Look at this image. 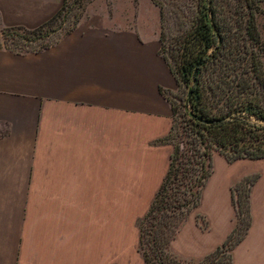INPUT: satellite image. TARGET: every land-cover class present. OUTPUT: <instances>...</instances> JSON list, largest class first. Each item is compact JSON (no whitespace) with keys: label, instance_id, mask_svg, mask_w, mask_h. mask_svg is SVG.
<instances>
[{"label":"crops","instance_id":"0c3cea01","mask_svg":"<svg viewBox=\"0 0 264 264\" xmlns=\"http://www.w3.org/2000/svg\"><path fill=\"white\" fill-rule=\"evenodd\" d=\"M62 2L0 0V27L34 28ZM160 48L139 25L83 20L48 48H0V264H145L138 222L168 170L178 89ZM213 167L170 249L199 260L219 246L231 187L256 173L232 264H264V158L215 152Z\"/></svg>","mask_w":264,"mask_h":264},{"label":"trees","instance_id":"16d2710c","mask_svg":"<svg viewBox=\"0 0 264 264\" xmlns=\"http://www.w3.org/2000/svg\"><path fill=\"white\" fill-rule=\"evenodd\" d=\"M66 1L50 19L34 28L4 27L0 32L2 38L10 39L14 45L35 43L43 30L61 16ZM198 5L194 28L188 37H181L176 54L180 72L177 82L185 86L192 82L187 99L190 111L185 125L176 131V140L169 142L172 124L166 137L172 147L168 170L148 211L138 222V249L145 264H232V251L245 238L252 223L250 196L258 178L256 173L242 177L231 187L235 224L219 246L199 260L182 258L170 249L180 225L200 204L213 173L215 152L228 162L264 158V124L253 120L264 122V87L257 88L255 72L227 63L225 48L230 27L217 10L216 0H199ZM253 19V14L249 20L246 18V33L251 36L255 31ZM59 37L51 44L28 51L48 48ZM212 61L219 62V68L205 74L203 67Z\"/></svg>","mask_w":264,"mask_h":264},{"label":"rangeland","instance_id":"374dc122","mask_svg":"<svg viewBox=\"0 0 264 264\" xmlns=\"http://www.w3.org/2000/svg\"><path fill=\"white\" fill-rule=\"evenodd\" d=\"M198 2L199 0H67L61 16L43 30L41 38L35 43L14 45L10 39L2 38L0 33V47L17 51L37 49L43 44L53 43L62 33L74 29L82 20L95 24L103 22L111 27L128 28L139 25L140 29L158 35L160 53L177 77L180 75L177 46L181 37H188L194 28L199 13ZM216 7L230 27L225 48L228 54L227 63L255 72L258 75L257 88L264 87V0H216ZM251 14L254 16L253 36L246 33V18L249 20ZM248 24L250 25L249 22ZM3 29L4 27H0V32ZM218 63L212 61L205 65V74L213 68L217 70ZM189 86L178 83L177 91L169 96L175 110L173 135L169 137V142L176 140V131H180L185 125L187 113L190 111L187 104ZM253 120L264 124L261 120ZM201 220L205 226L206 221L203 218Z\"/></svg>","mask_w":264,"mask_h":264},{"label":"water","instance_id":"95a60500","mask_svg":"<svg viewBox=\"0 0 264 264\" xmlns=\"http://www.w3.org/2000/svg\"><path fill=\"white\" fill-rule=\"evenodd\" d=\"M189 96H190V92L188 93V99H189Z\"/></svg>","mask_w":264,"mask_h":264}]
</instances>
